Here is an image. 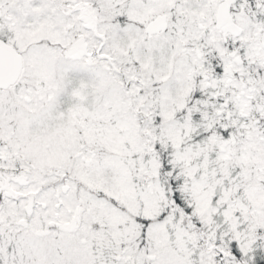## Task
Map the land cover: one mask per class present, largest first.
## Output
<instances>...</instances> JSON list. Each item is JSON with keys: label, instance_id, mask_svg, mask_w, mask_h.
<instances>
[{"label": "snow or ice", "instance_id": "snow-or-ice-1", "mask_svg": "<svg viewBox=\"0 0 264 264\" xmlns=\"http://www.w3.org/2000/svg\"><path fill=\"white\" fill-rule=\"evenodd\" d=\"M0 264H264V0H0Z\"/></svg>", "mask_w": 264, "mask_h": 264}]
</instances>
